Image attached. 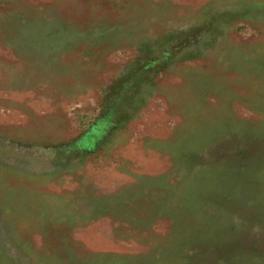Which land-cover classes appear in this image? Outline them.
Instances as JSON below:
<instances>
[{
    "label": "rangeland",
    "instance_id": "1",
    "mask_svg": "<svg viewBox=\"0 0 264 264\" xmlns=\"http://www.w3.org/2000/svg\"><path fill=\"white\" fill-rule=\"evenodd\" d=\"M45 1L50 61L0 44V264H264V0Z\"/></svg>",
    "mask_w": 264,
    "mask_h": 264
},
{
    "label": "crops",
    "instance_id": "2",
    "mask_svg": "<svg viewBox=\"0 0 264 264\" xmlns=\"http://www.w3.org/2000/svg\"><path fill=\"white\" fill-rule=\"evenodd\" d=\"M25 1L26 0H0V4L2 5H17V7H14V9H8L4 11L0 10V16H4L5 18V22L2 21L4 27L5 23H9L10 27H12L11 35H9L8 32H3L0 35V44L4 46L3 48H8L9 45H11L13 48H16L17 45L24 43L27 38H32L34 42L33 47L31 48L33 53L32 59L29 61L31 62L29 63V66H42L45 62L50 61L52 57L50 56V54H48L47 51H45L46 44H42V42H45L44 40L46 38V35L42 34V32L40 33V28L43 29L44 23L39 26L37 25V20L41 18L44 19L47 16L45 13L46 10L49 9V6L51 7V10H54V13H58V10L56 9L55 3L53 5L50 3L48 7H44V5H47V2L45 0H36L37 2H35V4L29 5L23 4V2ZM26 12L29 13L28 16L30 18L21 20L20 15ZM57 21L59 25H62L63 27V21L59 15L57 16ZM9 36H12L11 40H8ZM39 40L42 42H40ZM18 49L20 51L24 50L22 47H19ZM36 53L39 54L37 55ZM20 54L23 55L24 53L20 52Z\"/></svg>",
    "mask_w": 264,
    "mask_h": 264
}]
</instances>
